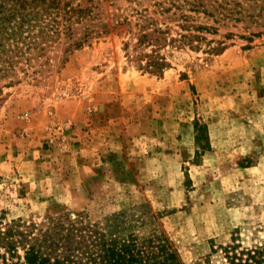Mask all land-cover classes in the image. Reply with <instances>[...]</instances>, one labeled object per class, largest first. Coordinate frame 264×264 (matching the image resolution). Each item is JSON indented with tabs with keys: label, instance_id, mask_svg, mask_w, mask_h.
Returning a JSON list of instances; mask_svg holds the SVG:
<instances>
[{
	"label": "rangeland",
	"instance_id": "1",
	"mask_svg": "<svg viewBox=\"0 0 264 264\" xmlns=\"http://www.w3.org/2000/svg\"><path fill=\"white\" fill-rule=\"evenodd\" d=\"M117 30L4 55L0 220L78 214L116 237L160 227L185 264H224L210 253L232 236L264 244V34L247 48L234 35L220 53L165 50L157 75Z\"/></svg>",
	"mask_w": 264,
	"mask_h": 264
},
{
	"label": "trees",
	"instance_id": "2",
	"mask_svg": "<svg viewBox=\"0 0 264 264\" xmlns=\"http://www.w3.org/2000/svg\"><path fill=\"white\" fill-rule=\"evenodd\" d=\"M114 1L0 0V72L13 66L4 62L7 51L19 58L27 52L30 59L59 44L80 48L117 28L124 30L127 57L157 75L171 64L165 50L220 53L234 35L246 39L247 48L264 34V0H130L126 7ZM222 27L229 29L221 33ZM111 233L70 213L40 224L0 220V264H185L160 227L145 237ZM214 253L224 264H264V244L244 246L235 236L212 247Z\"/></svg>",
	"mask_w": 264,
	"mask_h": 264
},
{
	"label": "built area",
	"instance_id": "3",
	"mask_svg": "<svg viewBox=\"0 0 264 264\" xmlns=\"http://www.w3.org/2000/svg\"><path fill=\"white\" fill-rule=\"evenodd\" d=\"M59 130H61V131H62L63 129L59 127Z\"/></svg>",
	"mask_w": 264,
	"mask_h": 264
}]
</instances>
